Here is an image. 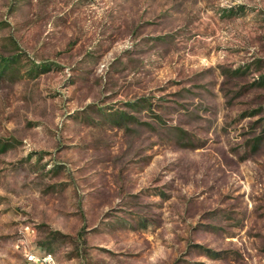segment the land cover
Instances as JSON below:
<instances>
[{
  "label": "rangeland",
  "instance_id": "obj_1",
  "mask_svg": "<svg viewBox=\"0 0 264 264\" xmlns=\"http://www.w3.org/2000/svg\"><path fill=\"white\" fill-rule=\"evenodd\" d=\"M264 264V0H0V264Z\"/></svg>",
  "mask_w": 264,
  "mask_h": 264
},
{
  "label": "built area",
  "instance_id": "obj_2",
  "mask_svg": "<svg viewBox=\"0 0 264 264\" xmlns=\"http://www.w3.org/2000/svg\"><path fill=\"white\" fill-rule=\"evenodd\" d=\"M26 264H55V261L51 254H45L42 256L30 254L27 256Z\"/></svg>",
  "mask_w": 264,
  "mask_h": 264
}]
</instances>
